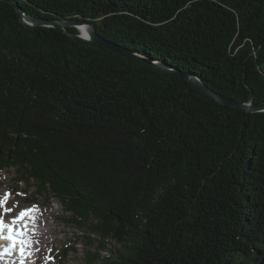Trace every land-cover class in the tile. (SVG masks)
Listing matches in <instances>:
<instances>
[{
    "label": "trees",
    "instance_id": "trees-1",
    "mask_svg": "<svg viewBox=\"0 0 264 264\" xmlns=\"http://www.w3.org/2000/svg\"><path fill=\"white\" fill-rule=\"evenodd\" d=\"M264 104V0H14ZM69 32L79 35L76 28ZM58 200L85 264H264V112L0 0V174ZM119 247L113 250V244Z\"/></svg>",
    "mask_w": 264,
    "mask_h": 264
},
{
    "label": "rangeland",
    "instance_id": "rangeland-1",
    "mask_svg": "<svg viewBox=\"0 0 264 264\" xmlns=\"http://www.w3.org/2000/svg\"><path fill=\"white\" fill-rule=\"evenodd\" d=\"M16 178L13 168L0 174V218L14 220L13 216L26 209L35 207L39 210L31 232L35 230L39 238L32 237L29 241L34 248L30 264H85L88 252L100 253L101 257L106 254L105 249L99 248L98 242L88 246L84 239L86 233L63 220L65 213L58 200L37 197L36 188L24 183L19 184L17 189ZM8 209L11 211L8 212ZM118 247L113 244V250ZM96 264H102L101 260Z\"/></svg>",
    "mask_w": 264,
    "mask_h": 264
},
{
    "label": "water",
    "instance_id": "water-1",
    "mask_svg": "<svg viewBox=\"0 0 264 264\" xmlns=\"http://www.w3.org/2000/svg\"><path fill=\"white\" fill-rule=\"evenodd\" d=\"M8 3H11L13 7L18 11L21 22L28 27L38 28V27H46V28H54L60 29L64 31V33L70 37L75 39H83L89 41L91 43H95L97 45L106 47L109 50H112L121 56L131 59L142 64L148 65L152 68H155L161 72H164L170 76L181 77L190 81L197 90H199L203 95L210 97L216 103L233 107L235 109L248 112V113H259L264 112V104L255 105L253 103H239L231 98L225 97L221 94L216 93L212 89H210L206 84H204L201 80L194 76H190L187 74H183L175 68H171L165 64L154 62L150 59L141 57L140 55L135 54L134 52L121 47L117 43L106 39L103 37L96 29V26L93 22L89 21H79V20H57V19H49L27 15L22 11V9L17 5L14 0H1ZM69 28H76L80 34L75 35L69 32Z\"/></svg>",
    "mask_w": 264,
    "mask_h": 264
},
{
    "label": "snow or ice",
    "instance_id": "snow-or-ice-1",
    "mask_svg": "<svg viewBox=\"0 0 264 264\" xmlns=\"http://www.w3.org/2000/svg\"><path fill=\"white\" fill-rule=\"evenodd\" d=\"M7 211L10 212L11 209H8ZM31 211L32 210L29 209V210H26V211L21 212L19 214V216L15 220H13L12 223L15 224L18 220H22L25 216L29 215ZM5 228L8 229V235L5 237V239H7L9 241H12V247H15V245L17 243H20L21 245H23L25 243L22 240L21 241H17V239H16V236H22V235H24L23 232H19V233H15L14 234L13 227H11L10 225L6 224L3 219H0V233H2ZM5 251L6 252L9 251V249H6ZM20 253H21V257L23 259L24 254H25V249H24L23 246L20 248Z\"/></svg>",
    "mask_w": 264,
    "mask_h": 264
},
{
    "label": "bare ground",
    "instance_id": "bare-ground-1",
    "mask_svg": "<svg viewBox=\"0 0 264 264\" xmlns=\"http://www.w3.org/2000/svg\"><path fill=\"white\" fill-rule=\"evenodd\" d=\"M34 237L39 238L38 234H36ZM27 241V237L25 238V242Z\"/></svg>",
    "mask_w": 264,
    "mask_h": 264
}]
</instances>
